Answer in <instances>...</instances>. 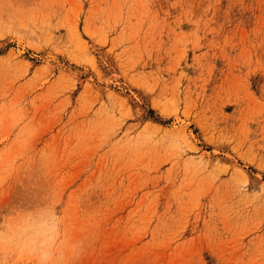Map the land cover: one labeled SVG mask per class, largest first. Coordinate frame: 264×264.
I'll list each match as a JSON object with an SVG mask.
<instances>
[{
	"label": "rangeland",
	"instance_id": "374dc122",
	"mask_svg": "<svg viewBox=\"0 0 264 264\" xmlns=\"http://www.w3.org/2000/svg\"><path fill=\"white\" fill-rule=\"evenodd\" d=\"M0 264H264V0H0Z\"/></svg>",
	"mask_w": 264,
	"mask_h": 264
}]
</instances>
